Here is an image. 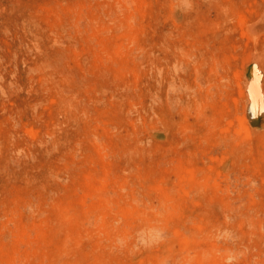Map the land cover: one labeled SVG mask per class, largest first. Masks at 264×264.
Returning <instances> with one entry per match:
<instances>
[{
    "label": "rangeland",
    "instance_id": "1",
    "mask_svg": "<svg viewBox=\"0 0 264 264\" xmlns=\"http://www.w3.org/2000/svg\"><path fill=\"white\" fill-rule=\"evenodd\" d=\"M0 264H264V0H0Z\"/></svg>",
    "mask_w": 264,
    "mask_h": 264
}]
</instances>
